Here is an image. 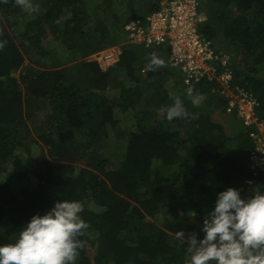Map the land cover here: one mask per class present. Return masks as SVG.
I'll return each instance as SVG.
<instances>
[{
	"label": "trees",
	"instance_id": "16d2710c",
	"mask_svg": "<svg viewBox=\"0 0 264 264\" xmlns=\"http://www.w3.org/2000/svg\"><path fill=\"white\" fill-rule=\"evenodd\" d=\"M161 1L33 0L26 10L0 0V243L13 242L57 200L76 199L90 227L78 237L84 247L75 264H188L177 233L203 235L217 192L231 186L248 197L264 190V173L251 163L258 127L230 110L226 94L251 98L257 122L264 121V0H198L206 15L201 33L219 58H229L232 79L226 89L205 79L178 85L175 77L173 92L189 116L171 121L166 107L176 96L155 75L175 76L166 45L131 44L126 31ZM53 39L77 63L57 69L65 60L54 59ZM116 45L120 59L108 70L87 60ZM35 51L51 62L31 58ZM153 55L164 64L152 65ZM189 87L203 95L200 104L191 103ZM122 115L133 116L132 130L123 128ZM108 148L122 150V159L111 161Z\"/></svg>",
	"mask_w": 264,
	"mask_h": 264
},
{
	"label": "clouds",
	"instance_id": "9594fccd",
	"mask_svg": "<svg viewBox=\"0 0 264 264\" xmlns=\"http://www.w3.org/2000/svg\"><path fill=\"white\" fill-rule=\"evenodd\" d=\"M15 2L26 10L34 7L33 0ZM202 13L206 21V15ZM2 46L3 42H0ZM114 47L118 46L95 52L87 60L97 62L95 56L98 53ZM167 58L170 69L181 74L170 65L169 52ZM222 59L227 61L226 64L221 63ZM222 59L218 60L223 68L220 67L221 72L216 64V78L205 80H216L222 84L220 76L225 71H229L232 79L229 58ZM151 64L160 66L164 61L153 55ZM99 68L102 69L100 65ZM182 85L187 86L183 78ZM186 94L193 105L203 100V95L192 87ZM188 116L189 111L180 96L166 107V119L169 121ZM84 209L85 204L81 200L59 199L48 211L34 214L13 242L0 243V264H75L79 250L84 247V241L78 237L90 227L82 216ZM190 215L195 216L196 213ZM200 232L203 235L199 232L186 234L184 230L177 233L190 253L188 264H264V190L254 189L248 197L242 196L241 189L231 186L217 192L214 207L203 217Z\"/></svg>",
	"mask_w": 264,
	"mask_h": 264
},
{
	"label": "built area",
	"instance_id": "2783aa9c",
	"mask_svg": "<svg viewBox=\"0 0 264 264\" xmlns=\"http://www.w3.org/2000/svg\"><path fill=\"white\" fill-rule=\"evenodd\" d=\"M145 22L131 21L126 25L128 42L145 48L168 46L170 65L182 74L185 85L202 79L216 78V64L220 59L210 40L201 33V24L205 20L200 11L198 0H162L160 9L149 15ZM121 54L120 47L98 53L95 60L103 70L114 65ZM222 59L221 63L226 64ZM221 83L228 88L231 75L225 71L220 76ZM230 97V110H239V117L245 124L255 123L258 133L251 136L256 140V149L252 153V167L264 173V145L260 135H264V121L257 122L254 115L255 103L251 98L242 97L227 89Z\"/></svg>",
	"mask_w": 264,
	"mask_h": 264
},
{
	"label": "rangeland",
	"instance_id": "374dc122",
	"mask_svg": "<svg viewBox=\"0 0 264 264\" xmlns=\"http://www.w3.org/2000/svg\"><path fill=\"white\" fill-rule=\"evenodd\" d=\"M90 4V3H89ZM64 20H65V16H62V18L57 22V24L58 25H61L63 22H64ZM20 30H22L21 32H23V28L22 27H20V28H18L17 30H15V32H16V35L18 36L19 35V33H21L20 32ZM50 47H51V50H52V55H53V57H54V59L55 60H57V61H59V60H61V59H63V60H65V63H63V65H60L57 69H61V68H69V67H71V66H73L75 63H77V61H78V58L76 59V60H72L71 61V59L69 60L68 58H70L69 57V53H68V51L66 50V48H64L63 46H61V44H60V42L59 41H57V40H55V39H53L52 40V42H50L49 44H48ZM167 47V46H166ZM166 47H164V48H162L163 50H165V51H167L168 52V47L166 48ZM31 58H33L34 60H40V61H42V62H44V63H46V62H51V58L50 57H44V58H40L39 56H38V54L36 53V51L35 52H33L32 53V56H31ZM80 60V59H79ZM28 60H26L25 61V65L26 64H28V62H27ZM34 67L35 68H38V69H47V68H42V67H40V66H38V65H34ZM143 71H146V72H148L149 71V68L146 66V65H144L143 66ZM168 68L170 69V67H169V63H168ZM172 70V69H171ZM162 71H163V69H162ZM174 71V73H175V76H166L165 75V73L166 72H161L160 74L161 75H158V74H155L156 75V77H163L164 79L162 80V82H163V84L165 85V87L166 88H168L170 91H171V94L173 95V96H176L175 94H177V92H173V88H175V86H174V82H175V80H176V82L178 83V85H182V76H181V74L180 73H177L175 70H173ZM21 74H23V71L20 69L18 72H16V74H15V76L17 77V78H20V75ZM175 77H177V79H175ZM175 79V80H174ZM114 94H117V92L115 93V91L113 90V91H108V95L109 96H112V95H114ZM46 112L45 111H43L42 112V114L44 115ZM42 116V115H41ZM214 118L216 117V116H218V117H216L215 118V120H217V121H219L220 120V117H219V115H217V113H215L214 115ZM120 117V119L122 120V126H123V128L124 129H129V130H132L133 129V123H134V118H133V116L132 115H127V116H119ZM160 117V116H159ZM42 119H43V116H42ZM41 118H40V122H43L44 120H42ZM221 121V120H220ZM233 122V121H232ZM40 125V124H39ZM237 126H239V123L236 121V123H232V124H230V128H231V130H233V132H235L236 131V127ZM30 127H32L33 128V125L30 123ZM33 130V132H34V136H35V138H36V133H35V130L34 129H32ZM48 132V131H47ZM260 140L262 139V144L264 145V135L262 136V135H260ZM39 141V140H38ZM40 142V141H39ZM39 146H33V151L36 153V154H39L40 153V150H39V148H38ZM44 149H46V150H48V147L45 145L44 146ZM105 155L106 156H109L110 157V159H111V161H113V162H118V161H120L121 159H122V157H123V151L122 150H118L117 148H108V149H106V151H105ZM89 206L90 207H93L94 206V204H92V202L91 201H89ZM190 213H192V212H190ZM190 213L188 214V216H190Z\"/></svg>",
	"mask_w": 264,
	"mask_h": 264
}]
</instances>
